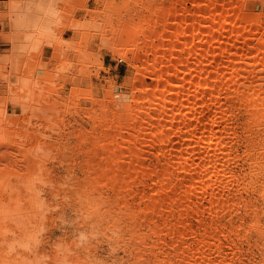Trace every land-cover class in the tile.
Segmentation results:
<instances>
[{
    "label": "bare ground",
    "instance_id": "obj_1",
    "mask_svg": "<svg viewBox=\"0 0 264 264\" xmlns=\"http://www.w3.org/2000/svg\"><path fill=\"white\" fill-rule=\"evenodd\" d=\"M170 1L166 8H155L156 15L149 7V15L138 24L115 29L119 36L108 50L129 54L135 76L129 93L119 92L127 94V104L116 99L112 82L103 98L89 99L100 104L99 112L90 105L95 126L103 127V135L116 144L100 146L104 156L95 167L114 192L116 215L126 214L130 222L132 264H243L235 239L249 242V229L264 233L255 217L259 208L248 197L255 194L264 204V0L250 9L245 0ZM26 4L27 0H0V84L6 85L0 110L7 115L6 135L0 139V176L11 178L13 184L31 176L36 167L28 153L42 138L30 132L29 125L37 120L39 126L53 128L47 114H41L52 101L46 103L36 92L43 86L35 72L38 66L29 68L24 62L38 60L46 48H61L57 36L44 41L48 30L34 13H27L26 24L18 27L24 23L19 21L20 10ZM84 33L86 40L95 37ZM147 77L151 83L145 82ZM24 78L34 82L31 98L29 89L17 83ZM14 98L26 103L29 112L13 104ZM239 108L245 113L239 121L241 133L233 124ZM9 109L15 113L13 119ZM18 122L24 130L11 128ZM239 165L243 170H236ZM90 189L78 198L81 207L90 203ZM129 196L138 198L137 206L132 207ZM239 206L252 214L248 226L242 218L236 224L231 219L223 222ZM92 214L81 213L78 227ZM141 227L158 237L149 249L144 248ZM96 237L91 234L89 246L82 248L87 259L70 258L74 264L99 261L97 244H91ZM117 238H111L113 244ZM65 243L72 251L77 248L75 241Z\"/></svg>",
    "mask_w": 264,
    "mask_h": 264
},
{
    "label": "rangeland",
    "instance_id": "obj_2",
    "mask_svg": "<svg viewBox=\"0 0 264 264\" xmlns=\"http://www.w3.org/2000/svg\"><path fill=\"white\" fill-rule=\"evenodd\" d=\"M175 1L182 0H173V2ZM257 1L245 0V7L247 9L254 8ZM170 2V0H61L58 6L64 9V22L58 30L57 40L60 44L70 42L68 44L70 51H62L61 48L53 51L51 48H46L38 60L31 59L32 62L28 59L27 63L24 62V65L27 64L29 68L32 67V64L38 66L35 72L39 75L43 85L41 90L44 92L40 89H37L36 92L41 94L44 101L47 100L46 103H51L50 108L45 109L41 114L44 116L47 114L45 118L51 120L54 128L41 127L38 125L40 121L37 120H33L29 127L27 125L30 132L40 135L42 140H45L56 151L55 160L47 165V175L56 187L54 194L47 190L45 192V198L54 207V211L46 220L45 240L48 243L41 251L51 252L50 245L56 240L75 241V233L84 231L89 236L93 233L97 236L91 244H97L96 253L100 263L132 264L135 261L134 252H131L134 240L130 222L126 214L121 217L116 215L118 208L114 192L109 181L95 167L100 155L104 156L103 152L99 150L100 146L110 144L115 147L116 144L111 142V138L103 135V127L95 126L91 118L90 105L93 104L92 108L94 107L99 112L100 104L91 103L89 99L103 98V92L107 89L109 82L114 84L118 93L121 90L129 93L130 83L135 76V69L128 65L129 54L127 57L123 54H112L108 49L101 47V40H108L112 43L114 37L119 36L120 31L115 34L117 27L131 23L138 24L141 18L149 15V7L154 9L156 15L159 10L155 8H166ZM186 6L191 8L190 2H187ZM92 19L103 24L104 32L100 36L93 35L95 37L86 40L84 32L72 30V25H70L72 22L84 23ZM119 57L123 59L121 62L117 60ZM62 65L68 66L70 71L56 77V67ZM27 66H23L24 69L27 70ZM151 80L147 77L145 82L151 83ZM45 84L51 85L50 88L48 89L49 86ZM52 85L54 88L50 91ZM5 91L6 85L0 84V95H4ZM11 110L9 109V113L13 115H8V117L13 119L15 113ZM244 117L245 113L242 108L235 110L233 124L237 125L238 133H241L239 123L244 120ZM18 124L20 125L19 122ZM19 125H12L11 128L24 130V126L22 128ZM10 131L8 132L12 134L13 131ZM241 140L238 141L237 146L240 154L243 150ZM88 161L89 165L85 166ZM239 169L243 170L240 165L236 167V170ZM146 183L149 182L146 181ZM136 187L133 185V189ZM89 189L93 190L90 203L81 207L78 198L80 199L82 192L89 191ZM248 197L259 208L255 217L264 232V212H262L264 204L255 194L249 193ZM137 200L136 196L128 198L132 207L137 206ZM81 213L82 215L93 214L91 220H87L85 224L78 227ZM251 215L245 214L244 208L239 206L231 217L226 215L222 220L228 223L231 219L233 224H236L242 218L243 224L247 227L252 219ZM97 222L100 224L99 226H91ZM191 222L195 224L193 219ZM64 224L69 225L66 231L60 226ZM225 230L228 231V228ZM141 233L144 235V248L149 249L151 243L156 242L158 237L155 234H150L143 227H141ZM248 235L250 236L249 242L235 239L243 264H264V233L258 234L254 229H249ZM232 236L236 238L235 235ZM112 237H118L114 244ZM222 241L224 244L227 242L226 239H222ZM111 246H115V253L111 251ZM163 249L166 254L169 252L167 247L164 246ZM72 252L73 255L70 257L72 259L86 258L82 248H76Z\"/></svg>",
    "mask_w": 264,
    "mask_h": 264
},
{
    "label": "clouds",
    "instance_id": "obj_3",
    "mask_svg": "<svg viewBox=\"0 0 264 264\" xmlns=\"http://www.w3.org/2000/svg\"><path fill=\"white\" fill-rule=\"evenodd\" d=\"M59 0H48L47 7L44 0H27L26 8L20 10V20L24 23L18 26L23 28L27 21V13H34L37 19L42 21V26L47 29L44 41L53 40L58 35V27L63 24V10L58 6ZM72 30L76 32H88L93 35L104 31L103 24L98 20H89L80 25H73ZM61 41H63L60 36ZM61 44L62 51H70L68 44ZM31 44H29V47ZM43 46V45H41ZM111 41L101 40V47L108 49ZM27 49L25 48V51ZM20 51V49H19ZM10 61L6 58L5 62ZM68 66H57L55 76L68 73ZM8 80V77L7 79ZM22 89H29L33 81L28 78L17 81ZM38 87V85H36ZM113 93L121 104L128 103L127 94H119L115 88ZM13 104L18 105L27 113L29 106L22 102L20 98H14ZM121 110L120 106H116ZM7 115L0 110V139L5 138V122ZM55 149L50 147L45 140L35 142L28 153L36 167L28 178L11 182V178L0 176V264H74L70 259L73 252L68 244L62 239L56 240L50 245L53 254L41 251L48 242L45 240L47 232V217L54 211V207L46 200L45 192L54 194L55 184L47 175V165L55 160ZM44 207L39 209L38 204ZM66 231L69 225H60ZM75 243L77 248H87L89 246V235L87 232L79 231L75 233ZM113 253L116 249L111 250ZM86 264H99V261L89 260Z\"/></svg>",
    "mask_w": 264,
    "mask_h": 264
},
{
    "label": "built area",
    "instance_id": "obj_4",
    "mask_svg": "<svg viewBox=\"0 0 264 264\" xmlns=\"http://www.w3.org/2000/svg\"><path fill=\"white\" fill-rule=\"evenodd\" d=\"M117 60H118L119 62H121L123 59H122L121 57H119Z\"/></svg>",
    "mask_w": 264,
    "mask_h": 264
}]
</instances>
